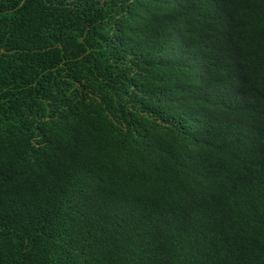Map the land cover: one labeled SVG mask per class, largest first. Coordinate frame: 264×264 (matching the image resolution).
I'll use <instances>...</instances> for the list:
<instances>
[{"label":"trees","instance_id":"16d2710c","mask_svg":"<svg viewBox=\"0 0 264 264\" xmlns=\"http://www.w3.org/2000/svg\"><path fill=\"white\" fill-rule=\"evenodd\" d=\"M0 264H264V0H0Z\"/></svg>","mask_w":264,"mask_h":264}]
</instances>
